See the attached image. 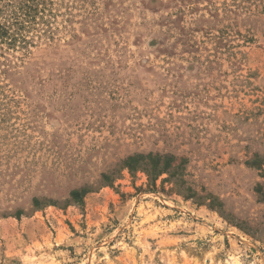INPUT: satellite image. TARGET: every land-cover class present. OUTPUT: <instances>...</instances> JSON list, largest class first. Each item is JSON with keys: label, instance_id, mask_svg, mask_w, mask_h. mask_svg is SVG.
Segmentation results:
<instances>
[{"label": "rangeland", "instance_id": "rangeland-1", "mask_svg": "<svg viewBox=\"0 0 264 264\" xmlns=\"http://www.w3.org/2000/svg\"><path fill=\"white\" fill-rule=\"evenodd\" d=\"M55 8L0 65V264H264V0Z\"/></svg>", "mask_w": 264, "mask_h": 264}, {"label": "trees", "instance_id": "trees-1", "mask_svg": "<svg viewBox=\"0 0 264 264\" xmlns=\"http://www.w3.org/2000/svg\"><path fill=\"white\" fill-rule=\"evenodd\" d=\"M55 5L56 0H0V65L7 66L8 57L18 51L28 54L38 40H53ZM85 192L73 190L70 195L78 200Z\"/></svg>", "mask_w": 264, "mask_h": 264}]
</instances>
